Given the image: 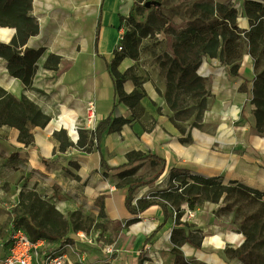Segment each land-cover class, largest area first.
<instances>
[{
	"label": "crops",
	"instance_id": "crops-1",
	"mask_svg": "<svg viewBox=\"0 0 264 264\" xmlns=\"http://www.w3.org/2000/svg\"><path fill=\"white\" fill-rule=\"evenodd\" d=\"M210 1L233 9L241 30L249 31L253 21H264V0ZM135 2L31 0L29 14L38 31L17 49L41 51L35 61L32 88L11 75L8 60L1 56L0 86L17 98L27 96L51 120L45 126L30 125L34 141L29 146L18 140V128L0 125V185L9 182L18 193L33 190L68 217L66 235L74 244L66 247L67 264H246L226 253L227 247L241 246L242 239L217 220L213 205L184 206L179 225L172 209L158 204L133 214L126 203L129 186L119 173L151 162H129L128 155L134 151L164 159L162 175L176 167L189 168L264 193V136L255 127L250 101L256 74L251 44L244 43L240 76L232 75L218 57H203L198 73L207 78L209 95L202 127L187 126L182 132L162 96V80H143L140 90L144 95L133 108L120 100L115 89L111 64L126 21L135 12ZM251 2L263 8L256 10L257 18L252 14V20L247 12L253 8ZM224 16L215 10L214 17ZM4 27L12 32L0 35V42L10 43L16 28ZM263 49L261 44L256 52L262 54ZM132 66L133 61L125 57L116 69L124 73ZM135 88L131 78L123 82L126 93ZM90 103L96 105L98 124L108 118L110 124L114 119L126 122H116V127L108 128L97 142L98 124L88 121ZM64 116L72 119L80 135L55 123ZM143 197L135 194L132 202ZM80 214L89 215L98 224L90 233L74 227L71 216ZM175 228L183 229L189 239L174 243L171 234ZM100 234L105 241L110 239L111 245L98 240ZM107 249L112 253L107 254Z\"/></svg>",
	"mask_w": 264,
	"mask_h": 264
},
{
	"label": "rangeland",
	"instance_id": "rangeland-1",
	"mask_svg": "<svg viewBox=\"0 0 264 264\" xmlns=\"http://www.w3.org/2000/svg\"><path fill=\"white\" fill-rule=\"evenodd\" d=\"M5 2L6 0H0V16L6 21L18 24L17 12L19 13L22 7L20 10L18 5L17 9L15 8L16 10L11 9L6 11L3 9ZM160 2L159 15L157 14L155 6L146 7L144 1L135 3V12L132 18H128L126 21L124 38L120 43L124 47V50H118L119 55L123 59L126 57L133 61V66L128 72L129 76L134 77L139 83L147 79H156L155 81L162 80L165 85L162 96L167 106L170 108L166 99L170 96L173 101L178 102L181 110L180 113L189 112V114L184 113L182 115L183 120H177L175 119L176 112L170 108L171 115L174 118L173 121L184 130L183 132H185L187 126H194L195 123L197 125L194 127L201 128L202 122L197 121L196 109L199 107L198 102L203 100L204 95L193 96L190 76L181 80L180 74H172L174 72L172 57L175 50H177L183 58L195 59L197 46L190 39H183L182 34L190 27L203 24L202 19L207 14L206 5L209 3V0H160ZM125 34H127L126 38ZM262 71H264L263 56L258 61L256 60V74L251 89L250 101L254 106L253 118L255 125V109H257V105L261 111L260 117L264 124L263 78L259 80L258 90L260 92L253 93L254 83L258 79V73ZM204 78L203 83L207 91V78ZM254 98H256L257 105L253 103ZM260 134L264 136V133ZM188 140L189 138H186V141ZM160 170L161 164H153L150 161L145 162L135 167L133 173L124 177L123 180L128 184L132 183L136 186L135 194L144 195L146 190L150 191L154 189L143 197L149 198L153 192L163 193L170 191L173 194L186 192L188 184H182V180L186 178L191 183L192 181L189 175H200L192 169L176 167L170 171L171 173H175L176 176L174 178L171 177V173L169 172L160 176L154 182H151L150 180ZM220 180L225 185L236 187V184L230 183V180L227 181L222 177H220ZM247 187L251 188L249 186ZM32 191L22 190L21 194V192L18 193L17 190L12 189L9 182L1 183L0 236L5 237L10 225L17 222L26 228L29 234L36 235L40 232H45L54 237L59 236L65 238L64 240L67 244H74V240L69 239V236L66 235L69 226L68 217L57 212L54 205L41 198V195L37 192L33 191L36 193V197L32 195ZM188 194L197 198V206L205 204L213 205L215 207L214 214L218 218L217 220L229 227L238 237H241V246H244L243 251L246 254L245 260L248 264H264V193L261 196H257L246 190L230 188L218 195L212 192L209 196L196 194V190ZM155 200L159 201L160 203L158 205L162 206L165 210L170 207L173 211L172 213L176 211L175 206L178 203L175 204L173 200L169 201L163 197H156ZM180 201L178 208L181 213L183 207L188 206V204L185 201ZM133 202L132 205H136ZM81 216H83V219H80ZM71 218L75 228L81 227L88 233H90L93 226L98 225L94 223V219L89 215H72ZM97 238L98 240L101 239L106 242L105 246L111 245V240L105 241L106 239L103 237V234L98 235ZM106 253L111 254L112 250L107 249Z\"/></svg>",
	"mask_w": 264,
	"mask_h": 264
},
{
	"label": "trees",
	"instance_id": "trees-1",
	"mask_svg": "<svg viewBox=\"0 0 264 264\" xmlns=\"http://www.w3.org/2000/svg\"><path fill=\"white\" fill-rule=\"evenodd\" d=\"M140 1L146 2L149 0H136L135 3H138ZM250 4L253 8L251 10L248 9L247 12L251 16L252 20V14L256 17V10H258L259 8H263L257 2H251ZM18 5L20 7V10L22 7V10L19 13L17 12V17L19 20L18 24L6 21L0 16V26H13L16 28V35L10 43L0 42V56L8 60V68L11 75L20 78L25 87L31 89L32 78L36 70L35 61L39 57L41 51L25 49L22 52L17 48L19 46H23L31 35L37 33L38 24L35 19L29 14V11L31 9V0H6V2L3 4V9H5L6 11H9L11 9L14 10L15 8L17 9ZM153 6L156 7L157 14L159 15V5ZM206 9L207 14L202 19L203 24H201L200 26L190 27L186 32L182 34L183 39H190L191 42H193L197 46L195 59L192 60L187 59L186 57L183 58L177 50H175L172 57V64L174 67V72L172 74H180L181 80H184L187 76H190V84L192 85L193 96L196 97L204 95L203 100L198 102L199 107L196 109V117L197 121L199 122H202L203 120V115L207 105V96L209 95L203 83L205 78L198 73V69L202 63L203 57L207 55L211 57H218L223 64H226L230 67V73L234 76H240L239 60L242 57V51L246 40L251 44V48L249 50L255 60L258 61L261 56L264 57V49L262 54L256 52L261 44L264 45V21H260L259 23L253 21V27L249 31H245L241 30L238 27L235 21L236 15L233 9H228L223 5L214 6L210 0L206 5ZM216 9H218V11H221V13H225V16L222 19L214 17ZM132 16L133 15H131L129 18L131 19ZM126 36L127 34H125V38ZM120 46L121 49L119 50L117 48L116 57L111 64V69L115 77V89L119 95L120 100L133 108L137 106L144 93L140 90L141 82L139 83L134 77L128 75L130 69H128L124 73L117 71V64L123 59V57L119 55V51L124 50V47L121 44ZM128 78L133 79L136 85V88L129 94L126 93L123 89V82ZM262 78L264 79V71L258 73V79H256L254 83V94L260 92V90H258V87L260 84L259 80H261ZM166 99L170 108L176 112L175 119L183 120L182 115L184 113L189 114V112L180 113L181 110L179 108L178 102L173 101L170 96H168ZM253 103L257 105L256 98H254ZM260 112L261 111L259 109V106L257 105V109H255V126L259 133H264V124L262 123ZM172 119L174 120L173 117ZM50 120L51 116L48 115L42 108H39V106L35 102L31 101L27 96L23 95L21 98H17L0 86V125H9L18 128V140L21 143L25 144L26 146H29L33 143L34 137L30 131L31 124L37 126H45ZM116 122L125 123L126 121L124 119H114L112 124H110V118H108L98 124L95 131L97 142L100 141L103 133L108 128L112 129L116 127ZM195 125L197 124L195 123L194 126ZM177 127L182 132L184 131L179 126ZM61 148H64V144L61 145ZM128 158L129 162H131L133 159H150L153 164H161V170L153 176V178L150 180L151 182H154L163 174L165 168V160L157 157L156 155L143 156L141 153L133 151L129 153ZM133 171L134 168L121 171L119 173V176L121 177V179H123L127 175L132 174ZM175 176V173L172 172L171 177L174 178ZM189 177L192 181L191 183H189L186 178L182 180V184H188L186 192L175 194L170 193V191L163 193L153 192L149 198L138 199L136 205H132V201L136 192V186H134L132 183L128 184L127 182H125L129 186L126 200L128 209L133 214H139L152 205L159 204L160 202L155 200L156 197H163L169 201L173 200L175 204H179L180 200L185 201L188 204L189 208L193 209L198 205L197 198H194L188 194L193 192V190H196V194H205L207 196H209L211 192L215 195H218L230 188L236 190H246L257 196L263 195L261 191L253 188H248L244 184L237 181H230V183L236 184V187L225 185L223 184V181L220 180V177L217 176L205 177L202 175L191 174L189 175ZM31 194L35 197L37 196L33 191L31 192ZM178 204L175 206L177 211V216L175 219L176 225L180 224L179 219L181 216ZM134 220L136 221L137 219L135 218L133 219V221ZM36 235H45L52 238H58L51 236L45 232H40ZM189 237L190 235L188 237H185L184 230L178 228H175L171 234V240L174 243L187 241ZM243 249V245L240 248L236 249H234L233 247H227L226 253L231 257H238L246 264H248L245 260L246 254Z\"/></svg>",
	"mask_w": 264,
	"mask_h": 264
},
{
	"label": "built area",
	"instance_id": "built-area-1",
	"mask_svg": "<svg viewBox=\"0 0 264 264\" xmlns=\"http://www.w3.org/2000/svg\"><path fill=\"white\" fill-rule=\"evenodd\" d=\"M123 36L121 35V40ZM117 48L121 49L120 44ZM88 121L94 126L98 124L94 103L88 106ZM176 215L177 212L174 211V219ZM0 246L3 249V253L0 254V264H67L68 262L65 249L69 244L64 239L29 234L26 228L17 222L12 223L7 235L0 239Z\"/></svg>",
	"mask_w": 264,
	"mask_h": 264
},
{
	"label": "bare ground",
	"instance_id": "bare-ground-1",
	"mask_svg": "<svg viewBox=\"0 0 264 264\" xmlns=\"http://www.w3.org/2000/svg\"><path fill=\"white\" fill-rule=\"evenodd\" d=\"M12 30L4 27V26H0V35L2 37H5L6 35H11ZM55 123H57L58 125H62L65 126L69 132L74 133L76 136L80 135L78 133V130L73 126L72 124V119L68 116H64V117H59L55 120ZM149 192V190H146L144 193V196ZM233 235H236L233 233ZM260 264V263H257Z\"/></svg>",
	"mask_w": 264,
	"mask_h": 264
},
{
	"label": "water",
	"instance_id": "water-1",
	"mask_svg": "<svg viewBox=\"0 0 264 264\" xmlns=\"http://www.w3.org/2000/svg\"><path fill=\"white\" fill-rule=\"evenodd\" d=\"M161 2L160 1H151V0H149V1H146L144 4H145V6L146 7H151V6H153V5H159ZM154 189H152V190H150L149 192H151V191H153Z\"/></svg>",
	"mask_w": 264,
	"mask_h": 264
}]
</instances>
